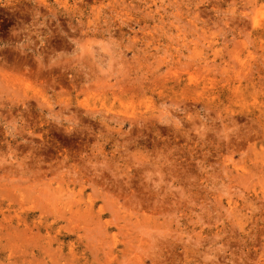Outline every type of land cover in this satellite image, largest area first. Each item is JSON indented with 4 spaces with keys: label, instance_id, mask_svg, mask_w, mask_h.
Returning a JSON list of instances; mask_svg holds the SVG:
<instances>
[{
    "label": "rangeland",
    "instance_id": "obj_1",
    "mask_svg": "<svg viewBox=\"0 0 264 264\" xmlns=\"http://www.w3.org/2000/svg\"><path fill=\"white\" fill-rule=\"evenodd\" d=\"M0 264H264V0H0Z\"/></svg>",
    "mask_w": 264,
    "mask_h": 264
}]
</instances>
